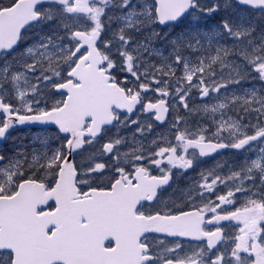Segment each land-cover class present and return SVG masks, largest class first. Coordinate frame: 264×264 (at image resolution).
<instances>
[{
	"label": "snow or ice",
	"instance_id": "snow-or-ice-1",
	"mask_svg": "<svg viewBox=\"0 0 264 264\" xmlns=\"http://www.w3.org/2000/svg\"><path fill=\"white\" fill-rule=\"evenodd\" d=\"M0 264H264V0H0Z\"/></svg>",
	"mask_w": 264,
	"mask_h": 264
}]
</instances>
